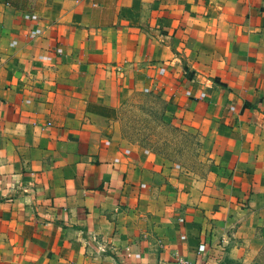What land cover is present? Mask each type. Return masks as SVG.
I'll return each mask as SVG.
<instances>
[{"label":"crops","instance_id":"crops-1","mask_svg":"<svg viewBox=\"0 0 264 264\" xmlns=\"http://www.w3.org/2000/svg\"><path fill=\"white\" fill-rule=\"evenodd\" d=\"M143 91L206 175L124 138ZM262 237L264 0H0V264H254Z\"/></svg>","mask_w":264,"mask_h":264},{"label":"rangeland","instance_id":"rangeland-1","mask_svg":"<svg viewBox=\"0 0 264 264\" xmlns=\"http://www.w3.org/2000/svg\"><path fill=\"white\" fill-rule=\"evenodd\" d=\"M166 111L167 105L156 95L137 93L119 109L124 138L147 147L192 177L206 175L211 164L202 158V134L185 131L176 117ZM254 264H264V237Z\"/></svg>","mask_w":264,"mask_h":264},{"label":"built area","instance_id":"built-area-1","mask_svg":"<svg viewBox=\"0 0 264 264\" xmlns=\"http://www.w3.org/2000/svg\"><path fill=\"white\" fill-rule=\"evenodd\" d=\"M204 250H205V245H201L200 251H204ZM177 263L178 264H198L197 262L189 260L185 257L180 258Z\"/></svg>","mask_w":264,"mask_h":264}]
</instances>
